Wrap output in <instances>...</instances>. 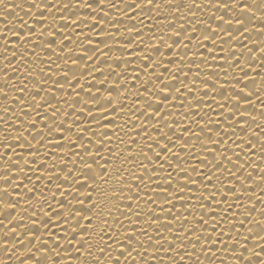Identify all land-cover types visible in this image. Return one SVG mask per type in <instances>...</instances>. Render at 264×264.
Instances as JSON below:
<instances>
[{"label": "snow or ice", "instance_id": "snow-or-ice-1", "mask_svg": "<svg viewBox=\"0 0 264 264\" xmlns=\"http://www.w3.org/2000/svg\"><path fill=\"white\" fill-rule=\"evenodd\" d=\"M0 264H264V0H0Z\"/></svg>", "mask_w": 264, "mask_h": 264}]
</instances>
